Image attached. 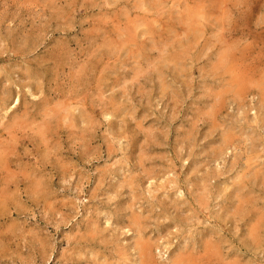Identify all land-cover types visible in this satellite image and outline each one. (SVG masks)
<instances>
[{
  "label": "rangeland",
  "instance_id": "374dc122",
  "mask_svg": "<svg viewBox=\"0 0 264 264\" xmlns=\"http://www.w3.org/2000/svg\"><path fill=\"white\" fill-rule=\"evenodd\" d=\"M172 263L264 264V0H0V264Z\"/></svg>",
  "mask_w": 264,
  "mask_h": 264
},
{
  "label": "bare ground",
  "instance_id": "6f19581e",
  "mask_svg": "<svg viewBox=\"0 0 264 264\" xmlns=\"http://www.w3.org/2000/svg\"><path fill=\"white\" fill-rule=\"evenodd\" d=\"M228 57V56H227ZM209 241V240H208ZM256 242V241H255ZM259 243V242H258ZM149 249H150V247H149ZM152 255V254H151ZM152 258V257H151ZM179 258V257H178ZM180 260V259H179ZM193 260V259H192ZM175 261H177V260H175ZM181 261V260H180ZM180 261H179V263H180ZM191 262V261H190ZM191 263H193V262H191ZM173 264V263H172Z\"/></svg>",
  "mask_w": 264,
  "mask_h": 264
}]
</instances>
